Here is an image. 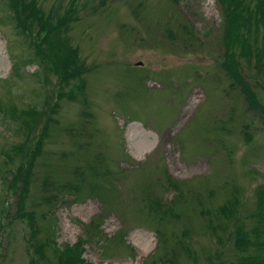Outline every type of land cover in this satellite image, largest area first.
<instances>
[{
	"label": "rangeland",
	"instance_id": "rangeland-1",
	"mask_svg": "<svg viewBox=\"0 0 264 264\" xmlns=\"http://www.w3.org/2000/svg\"><path fill=\"white\" fill-rule=\"evenodd\" d=\"M36 1L54 21L76 10L67 37L88 71L82 93V82L64 85L43 70L36 37L0 0V102L19 114L0 117V264H31L30 242L47 246L39 264H59L55 245L81 240L89 264L236 263L230 233L250 229L264 199V113L221 67L219 0ZM239 61L264 108V68ZM54 104L58 123L27 197L38 217L32 239L14 217L20 184L13 189L8 170L19 168L13 146L26 138L24 113ZM159 198L175 214L163 218Z\"/></svg>",
	"mask_w": 264,
	"mask_h": 264
},
{
	"label": "trees",
	"instance_id": "trees-1",
	"mask_svg": "<svg viewBox=\"0 0 264 264\" xmlns=\"http://www.w3.org/2000/svg\"><path fill=\"white\" fill-rule=\"evenodd\" d=\"M8 1L14 12L18 29L21 28V32L29 37H36L35 40L30 41V46L36 50V57L40 59L43 70L58 75L60 82L64 85H69L73 81L82 82L80 86H77V89L83 93L85 89L83 77L88 70L80 59L78 49L71 45L67 37L69 25L76 19V10L69 11L54 21L50 15L42 10L36 0ZM219 2L222 6L225 23L221 67L232 80L231 88L238 87L244 93L250 107L264 113V108L246 81L239 61L242 58L249 63L254 60L255 62L251 63L254 64L255 68L258 70L264 68V0H219ZM16 69L15 65L14 70L16 71ZM61 95H64L62 91ZM58 107V104H54L49 111L32 107L24 113L26 116L24 120L26 138L23 143L13 146L18 154L16 158H18L19 168L17 171L8 170V174L14 175V180L9 181L15 184L13 189H17V184H20V195L16 201L14 217L18 215V220L27 221L26 223L31 229L32 239H35L39 234L38 217L35 211L28 210L27 197L30 194L38 161L45 156V141L50 138L51 124L58 123L56 119L50 116V113L56 114ZM0 117L13 122L17 120L14 118L19 117L18 109L16 107H3L2 102H0ZM40 125L42 127L41 133L37 137L36 132L40 129ZM3 155L12 165L15 164L16 158L5 153ZM72 174L83 176L82 173L79 174V171H72ZM71 187L76 188L75 191L82 192L81 187L69 186L68 189ZM174 187L179 192H183L177 183H174ZM55 196L53 195L51 198H55ZM161 199L156 200L153 205L156 206L157 210L163 212V218L169 214L170 216L175 214L174 208H167ZM176 202L177 199L174 205ZM258 208L261 212L252 216L253 223L250 229L246 224L241 223L236 224L235 230L230 233L236 256H238L236 263L229 264H264V199L260 200ZM93 225L94 223L91 224V226ZM30 245L37 255L36 259L31 260V264H39V260H48L46 244H31L30 242ZM54 251L58 255L59 264H89L82 257L85 252L82 240L75 246L67 245L63 249L55 245ZM165 260V257L162 258L159 264H165Z\"/></svg>",
	"mask_w": 264,
	"mask_h": 264
},
{
	"label": "bare ground",
	"instance_id": "bare-ground-1",
	"mask_svg": "<svg viewBox=\"0 0 264 264\" xmlns=\"http://www.w3.org/2000/svg\"><path fill=\"white\" fill-rule=\"evenodd\" d=\"M143 153L145 154V153H147V151L144 150ZM145 241H146L147 244H150V239L148 238V236L146 237V240H145ZM146 246H147V245H146ZM146 246H142L143 248L140 247L141 250H142V251H147V250H148V247H146ZM140 248H139V249H140Z\"/></svg>",
	"mask_w": 264,
	"mask_h": 264
}]
</instances>
